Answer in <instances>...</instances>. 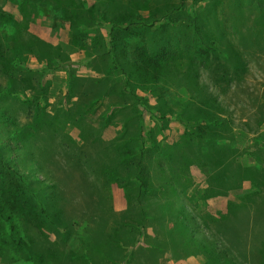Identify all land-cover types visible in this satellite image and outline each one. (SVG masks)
Wrapping results in <instances>:
<instances>
[{"label":"rangeland","instance_id":"374dc122","mask_svg":"<svg viewBox=\"0 0 264 264\" xmlns=\"http://www.w3.org/2000/svg\"><path fill=\"white\" fill-rule=\"evenodd\" d=\"M182 1L183 18L198 12L203 21L199 59L195 44L178 56L169 79L135 77L126 90L112 64L109 20L137 11L153 23L116 35L119 59L130 62L137 46L154 48L161 17L180 0H0V160L32 184L21 186L6 169V189L15 196L29 190L31 198L45 189L51 206L47 182L57 183L65 219L78 226L44 231L75 264H92L80 259L86 246L94 264H264L255 230L264 222V0H224L221 9L214 8L221 0ZM90 12H99L98 22ZM185 122L207 128L199 146ZM145 145L153 151L144 156L151 178L141 193L122 161ZM238 164L249 170L241 175ZM107 169L115 174L111 199ZM122 223L130 225L120 232ZM101 227L106 243L97 240ZM196 239H220L228 259ZM13 256L1 250L0 264H25Z\"/></svg>","mask_w":264,"mask_h":264},{"label":"trees","instance_id":"16d2710c","mask_svg":"<svg viewBox=\"0 0 264 264\" xmlns=\"http://www.w3.org/2000/svg\"><path fill=\"white\" fill-rule=\"evenodd\" d=\"M225 1L221 0L215 3L214 8L221 9L224 8ZM184 6V2L180 0L179 4L171 9H166L163 16L160 20H164L162 23V35L159 37L158 43L154 46L150 43H143L140 46H137V56L133 61H121L119 59V53L117 50L123 48L120 46V41L117 39V34H121L124 31L130 33L133 28H149L152 27V24H149L147 18L143 15L139 14V12H127V14L119 15L111 18L109 24V31L111 34V39L114 43L112 49L114 52L116 51V56L112 58L113 68L121 70L123 75L125 76V84L124 88L127 90L129 86H131V82L136 77H150L154 81H158L163 78L169 79L172 71L175 70L178 56L183 52H188L197 44V49L194 53V56L199 59V55L203 48L198 49V40H201L202 30H203V21H201V16L198 12H193L190 14L186 13L185 17H182L179 10ZM165 9V8H164ZM182 12V10H181ZM92 15V22L95 23L99 21V12H90ZM101 17L105 18V14ZM158 19L154 20V22L160 21ZM177 29L179 28V32L177 34L171 35L166 33L168 29ZM180 42H183L184 48L180 46ZM203 42V40L201 41ZM204 43V42H203ZM230 50L233 53H237L238 48L235 45H229ZM183 50V51H182ZM123 52V51H122ZM125 53V52H124ZM120 60L121 62H119ZM71 80L69 81V85H71ZM44 120H41V124L45 125ZM204 121H199V126H202L201 123ZM53 124V122H52ZM186 127L187 138L191 141H194L199 146L203 139H206L204 132L207 128L199 127V129L193 128V126L187 122L184 123ZM197 124V123H195ZM207 125H216L215 122L208 123ZM34 127V126H33ZM37 128H41L38 126ZM142 130H146V127H141ZM180 147L179 144H176V147ZM152 149V148H151ZM150 148L146 149V145L140 150V156L130 154L131 156H127L125 161H122L123 164H126L128 168H132L135 171L136 176H133L139 183V188L141 193H145V187L148 186L149 180L151 178L150 171L148 170V164H146V152H151ZM157 155L159 154L163 159H169L165 155L164 151H161L159 146L153 147ZM153 152V151H152ZM4 160H0V227L8 226L9 232L2 233L0 232V251L1 250H10V254L14 255L12 257V261L21 260L25 264H75V259L73 257L68 256L66 253L58 249L55 241L50 239L49 234L44 231V227H47L55 234L59 235L61 231L65 233H70L73 227L78 226V223H74L73 219H70L69 222L66 221L64 216V209L60 208L59 200L62 197L60 189L58 188L57 183L47 182V185L52 186L50 189V193L55 197L56 203L53 205H49V197L46 196L45 189H41L40 192L32 193V198L29 197V190L21 191L20 195L15 196L13 191H7L6 187L8 184V175L16 177L21 181L25 188L32 186L31 182H29L28 178L20 172L18 167L11 166ZM240 174L242 175L244 172L249 170V166H244L242 164L237 165ZM158 167L165 172L166 168L164 166V160L158 161ZM6 169H10V173L6 172ZM114 175L112 171L107 169L104 172V176L108 180V191H109V199H111V193L109 189V183L114 180ZM243 176H239L240 185L243 182ZM46 179V178H44ZM132 179V178H131ZM239 185V187H240ZM165 188V186H163ZM163 189V188H161ZM166 189V188H165ZM9 208V212L7 210ZM235 208H237L235 206ZM233 210V209H232ZM181 211V210H179ZM186 215L190 216L193 212L189 210H183ZM230 212V210L228 209ZM227 212V213H229ZM192 217V215H191ZM23 219V225L20 224L19 219ZM195 220V218H193ZM129 223L119 224L118 230L126 231V228L129 227ZM104 226V225H102ZM26 227V228H25ZM71 227V228H70ZM25 228V229H24ZM101 227L100 230V238L97 240H102L104 243L107 241L106 232ZM137 228V227H136ZM24 229V230H23ZM31 231L36 230L38 233L37 236H33L30 233ZM256 233L260 236L261 244L260 250L264 248V222L258 224L255 228ZM99 234V229H98ZM129 232V231H128ZM143 232V230H142ZM192 236L194 237V231L191 229L190 231ZM23 234H27L31 240L36 241L37 243L34 246H30L26 239L23 237ZM111 239H108V243ZM220 239L211 240V241H201L196 239V242L203 246H212L214 247L213 253H215V258L222 260V258L218 257L219 253H224L225 258L228 259L229 253L227 249H221L218 251L217 245ZM217 244V245H216ZM96 247V245H95ZM122 249V246H118ZM16 255V256H15ZM102 257L105 258L104 255ZM80 259L84 263H92L94 264V259L91 256V252L89 246H86L85 252L82 254Z\"/></svg>","mask_w":264,"mask_h":264}]
</instances>
